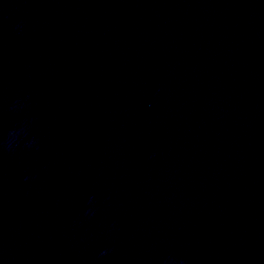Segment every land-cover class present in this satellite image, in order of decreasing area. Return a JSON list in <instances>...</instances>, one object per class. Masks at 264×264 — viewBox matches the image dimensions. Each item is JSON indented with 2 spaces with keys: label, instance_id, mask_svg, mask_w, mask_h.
<instances>
[{
  "label": "water",
  "instance_id": "obj_1",
  "mask_svg": "<svg viewBox=\"0 0 264 264\" xmlns=\"http://www.w3.org/2000/svg\"><path fill=\"white\" fill-rule=\"evenodd\" d=\"M0 264H264V0H0Z\"/></svg>",
  "mask_w": 264,
  "mask_h": 264
}]
</instances>
